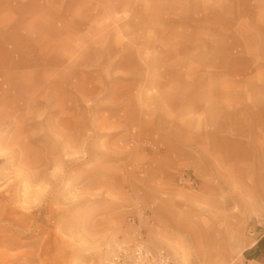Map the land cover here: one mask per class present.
<instances>
[{
    "label": "rangeland",
    "instance_id": "374dc122",
    "mask_svg": "<svg viewBox=\"0 0 264 264\" xmlns=\"http://www.w3.org/2000/svg\"><path fill=\"white\" fill-rule=\"evenodd\" d=\"M3 19L45 52L42 99L6 116L27 56L0 24V264H110L128 217L171 264H264V0H0Z\"/></svg>",
    "mask_w": 264,
    "mask_h": 264
},
{
    "label": "bare ground",
    "instance_id": "6f19581e",
    "mask_svg": "<svg viewBox=\"0 0 264 264\" xmlns=\"http://www.w3.org/2000/svg\"><path fill=\"white\" fill-rule=\"evenodd\" d=\"M1 23H3L2 29L5 31V34L10 33L15 37L13 40V45L15 46L14 50L20 54L22 53V55L25 57L27 56L26 60H23L22 62L17 61L13 64L12 67L15 70V73L11 75H13L14 77L17 76L18 79L22 80V83L18 86V90L20 93L17 103L15 102V105H13L12 103L7 108L8 112L5 115L10 117L12 115V111H18L24 106L28 107L26 101L24 100V97L25 99L28 98L27 94L29 88L33 84H36L38 86V96L42 99L43 75L41 71V59L43 58L45 51L43 49L41 30L34 24L33 21H27L25 19H3L0 20V24ZM33 57L36 58V60H33ZM33 66L36 67L35 70L30 69ZM6 85L9 86L8 83H6ZM40 103L41 101L39 100L38 104ZM250 107L253 110V107L251 105ZM262 121H264L262 118H254L253 124H261L263 123ZM28 144L29 141H25V147H27ZM27 263L28 262H26L25 264Z\"/></svg>",
    "mask_w": 264,
    "mask_h": 264
},
{
    "label": "built area",
    "instance_id": "2783aa9c",
    "mask_svg": "<svg viewBox=\"0 0 264 264\" xmlns=\"http://www.w3.org/2000/svg\"><path fill=\"white\" fill-rule=\"evenodd\" d=\"M127 226L135 229L134 239L115 251L110 264H171L163 251L151 252L146 247L145 236L134 217L127 218Z\"/></svg>",
    "mask_w": 264,
    "mask_h": 264
},
{
    "label": "trees",
    "instance_id": "16d2710c",
    "mask_svg": "<svg viewBox=\"0 0 264 264\" xmlns=\"http://www.w3.org/2000/svg\"><path fill=\"white\" fill-rule=\"evenodd\" d=\"M261 247L264 248V236L258 241L256 245V250H259Z\"/></svg>",
    "mask_w": 264,
    "mask_h": 264
}]
</instances>
